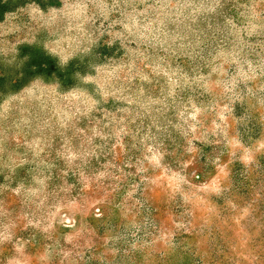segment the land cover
Here are the masks:
<instances>
[{
	"label": "rangeland",
	"instance_id": "1",
	"mask_svg": "<svg viewBox=\"0 0 264 264\" xmlns=\"http://www.w3.org/2000/svg\"><path fill=\"white\" fill-rule=\"evenodd\" d=\"M0 264H264V0H0Z\"/></svg>",
	"mask_w": 264,
	"mask_h": 264
}]
</instances>
